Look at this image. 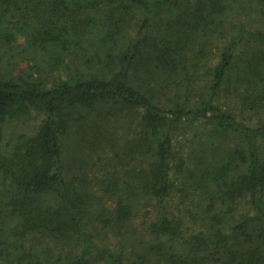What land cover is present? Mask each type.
Listing matches in <instances>:
<instances>
[{
  "label": "trees",
  "instance_id": "16d2710c",
  "mask_svg": "<svg viewBox=\"0 0 264 264\" xmlns=\"http://www.w3.org/2000/svg\"><path fill=\"white\" fill-rule=\"evenodd\" d=\"M248 4L0 0V142L33 119L0 148V264H264V28ZM8 14L28 23L22 49Z\"/></svg>",
  "mask_w": 264,
  "mask_h": 264
},
{
  "label": "rangeland",
  "instance_id": "374dc122",
  "mask_svg": "<svg viewBox=\"0 0 264 264\" xmlns=\"http://www.w3.org/2000/svg\"><path fill=\"white\" fill-rule=\"evenodd\" d=\"M246 2V5L249 6V0H244ZM259 3V4H258ZM257 4H258V12H248L247 14H243V12H241V15H243V19L245 21H247L248 19H251V24H255L256 26H258L259 28H264V0H257ZM50 4H45L43 6V9L48 8L49 9ZM17 15H13V14H8L5 16L4 20H3V31H8L9 33H11L12 35H14L13 40L11 41V46L14 48V50H16V48L18 47L19 49H22L25 47V29L28 26V23L23 22V20H21L20 18H17ZM24 29V31H23ZM20 30V31H19ZM8 43L5 42H0V49L3 53H5V50H9L7 47ZM10 51V50H9ZM11 52V51H10ZM24 55L21 53L19 55L20 58H22ZM26 67V61H22L19 65L18 68H24ZM28 116H25L17 121H9L7 122V124L5 125L4 128V137L3 140L0 142V148H9L10 144H8V142L10 141L9 138L15 136L17 133H19V131H25V132H30L31 130V125L33 123V119L27 118ZM27 118V119H26ZM121 133H122V129H120L118 131V137H119V142L122 144L123 140L121 139ZM83 147V148H82ZM82 149H87V150H91L88 146H81ZM74 148L70 149V153L68 152V155L71 156V153L73 151ZM94 152V153H93ZM93 152H91V156L89 158V160L91 159V157L93 155H95L96 157V149H93ZM89 164L90 161H88V169H85L82 175H86L88 176L87 178H89L93 173L92 170H90L89 168ZM94 171H96V169H94ZM89 181H92L91 183L95 184V180L93 179H89Z\"/></svg>",
  "mask_w": 264,
  "mask_h": 264
}]
</instances>
